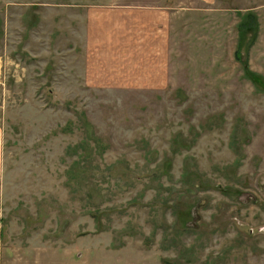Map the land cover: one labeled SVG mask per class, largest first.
Listing matches in <instances>:
<instances>
[{"label":"rangeland","instance_id":"obj_1","mask_svg":"<svg viewBox=\"0 0 264 264\" xmlns=\"http://www.w3.org/2000/svg\"><path fill=\"white\" fill-rule=\"evenodd\" d=\"M0 260L264 264V0H0Z\"/></svg>","mask_w":264,"mask_h":264},{"label":"trees","instance_id":"obj_2","mask_svg":"<svg viewBox=\"0 0 264 264\" xmlns=\"http://www.w3.org/2000/svg\"><path fill=\"white\" fill-rule=\"evenodd\" d=\"M244 20L240 22L238 29H239V41H238V46L236 47V50L234 52V58L238 61L241 56V50L244 48V43L243 40L245 39V34H248L251 32V29L254 30V32L257 30V24H256V19L252 14H245L244 15ZM244 75L248 79H252V74L248 68H244Z\"/></svg>","mask_w":264,"mask_h":264},{"label":"crops","instance_id":"obj_3","mask_svg":"<svg viewBox=\"0 0 264 264\" xmlns=\"http://www.w3.org/2000/svg\"><path fill=\"white\" fill-rule=\"evenodd\" d=\"M164 9V8H163ZM153 19H156L157 20V22H154L153 24H151V22L148 20L147 22H144V24L146 25V27H147V25H149L150 27H152V26H158L160 23H162V25H163V21L164 20H162V18H161V16H159V17H152ZM130 21H132V19L131 18H128V21H127V23L128 22H130ZM135 25V22H133V25L132 26H134ZM1 261V260H0ZM0 264H4V263H1L0 262Z\"/></svg>","mask_w":264,"mask_h":264}]
</instances>
